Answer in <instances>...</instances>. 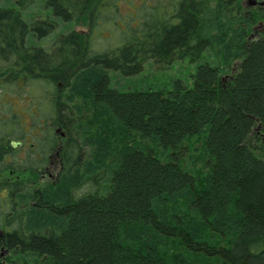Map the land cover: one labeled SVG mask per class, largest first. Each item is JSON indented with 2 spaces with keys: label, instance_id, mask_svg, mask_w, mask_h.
<instances>
[{
  "label": "trees",
  "instance_id": "1",
  "mask_svg": "<svg viewBox=\"0 0 264 264\" xmlns=\"http://www.w3.org/2000/svg\"><path fill=\"white\" fill-rule=\"evenodd\" d=\"M34 1L0 3V94L39 116L0 115V264H264V0H43L28 23ZM123 1V45L93 47ZM58 20L89 31L27 43ZM204 52L190 84L112 86Z\"/></svg>",
  "mask_w": 264,
  "mask_h": 264
},
{
  "label": "rangeland",
  "instance_id": "2",
  "mask_svg": "<svg viewBox=\"0 0 264 264\" xmlns=\"http://www.w3.org/2000/svg\"><path fill=\"white\" fill-rule=\"evenodd\" d=\"M143 0H136L137 5H140ZM250 0H244L243 6L245 9L249 8ZM258 2V1H257ZM1 4L4 5H15V0H0ZM256 4V3H254ZM253 4V5H254ZM27 7L22 9V16L28 23H32L33 20L36 19H46V17L55 18L52 15V10L49 7H45L43 0H35L31 4L26 2ZM134 5V3H133ZM16 6V5H15ZM130 3L127 1H123L120 4V10L112 17L110 20H100V26L96 28L92 34V46L101 50L104 48V45H110L111 47H117L121 44L120 33L112 32L115 29H121L120 26H126V23L123 22L129 13L132 12L133 8ZM120 12V13H119ZM134 16V15H133ZM58 27L55 28L54 31L48 33L42 37H39L34 32H30L28 35L27 43L29 45L41 46L44 49H50L51 46L56 42L57 36L61 33H67L71 30H78L82 32L84 35L88 33L89 27L87 25L78 24L73 21L58 20ZM43 28L46 26H42ZM211 55L208 52H204L201 56H197L196 54H189L185 56H179L176 60L173 61L168 67V69H161L160 66H156L153 60H149L144 64V68L141 72L136 73L135 75H122L117 70H110V79L112 80V86L114 85L119 90H126L128 88L134 89L136 86L141 87H153L155 89H173V85L175 82L180 79L183 80L186 84H190L193 78V74L196 72L199 65H201L205 61H210ZM1 65V62H0ZM45 87L40 86L39 90L43 92ZM27 94V99H25V103L21 102L19 95L16 92H7L0 94V115H9L12 111L17 113L22 119H24V128L30 127V122L34 123L39 120V116L35 111H33V107L31 110H26V106L28 108L29 101L32 99V95L30 94V88L25 89L23 92ZM27 104V105H26ZM83 105V104H82ZM60 171L57 167H50V170L47 174L39 175V179L43 182L54 181L59 178ZM5 176L11 179H15L18 177V174L14 175L9 172H5ZM20 178L24 176L23 174H19ZM30 178L33 183L35 182V177H32L31 173L28 172L25 174V179ZM87 187V186H85ZM83 189V188H82ZM4 253H7L4 251Z\"/></svg>",
  "mask_w": 264,
  "mask_h": 264
}]
</instances>
